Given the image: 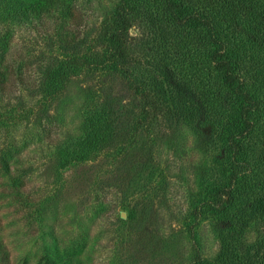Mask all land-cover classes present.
Wrapping results in <instances>:
<instances>
[{
    "label": "trees",
    "instance_id": "1",
    "mask_svg": "<svg viewBox=\"0 0 264 264\" xmlns=\"http://www.w3.org/2000/svg\"><path fill=\"white\" fill-rule=\"evenodd\" d=\"M74 1L30 5L27 0H0L5 31L0 34V96L16 93L21 83L28 85L22 74L24 58L11 50L10 25L57 20L55 38H48L57 47L51 50L55 62L40 69L37 104L50 110L75 77L83 76L87 84L84 134L66 142L50 137L58 168L117 149L128 156L183 124L195 134L208 165L198 173L194 167L198 190L189 196L181 225L167 233L168 224L160 219L162 236H151L145 247L154 256L163 255L159 264H264V51L246 41L253 28L230 36L226 19L219 16L208 24L185 0H118L85 42L69 24L76 20ZM138 26L146 31L141 39L132 35ZM68 35L72 41L66 40ZM157 128L164 131L160 138ZM11 146L0 147V172L12 182L11 192L0 190V195H13L14 190L13 196L20 198L25 186L19 171H25L18 168L21 157ZM97 203L96 214L102 217L111 218L116 211L105 200L95 201L92 208ZM204 223L213 228L219 244L214 258L202 253ZM2 224L0 216V230ZM255 228L260 237L249 244L248 231ZM61 231H52L53 241L43 249L46 264H74L62 251L81 252L82 242L65 245ZM183 238L192 243L186 262H178V250L166 258ZM78 257L77 264H83ZM0 264H14L2 238Z\"/></svg>",
    "mask_w": 264,
    "mask_h": 264
},
{
    "label": "rangeland",
    "instance_id": "2",
    "mask_svg": "<svg viewBox=\"0 0 264 264\" xmlns=\"http://www.w3.org/2000/svg\"><path fill=\"white\" fill-rule=\"evenodd\" d=\"M117 1L75 0L76 20L69 23L73 24L72 30L81 33L82 41L90 42ZM185 1L208 24L215 23L219 16L226 19L230 36L248 31L251 26L253 30L246 41L264 51V9L260 8L264 0ZM27 2L34 5L38 0ZM56 21L48 18L41 26L10 25L8 32L12 37L11 50H17L24 58L22 74L28 85L21 83L16 93L0 96V147L12 145V152L20 155L17 167L25 171H19L25 187L20 198L13 196L14 190L13 195H0V238L7 243L14 264H46L43 249L52 243V231L58 234L60 229L65 245L72 240L82 242L80 253L70 248L62 251L74 264L79 254L78 260L83 264H159L165 261L163 255L154 256L145 244L151 236H162L161 222H167V233L181 225L189 196L198 190L194 167L198 173L208 165L207 159L199 151L193 131L181 124L164 140L149 141L128 156L117 149L72 162L71 167L60 170L58 151L50 137L58 135V142H66L84 134L87 84L83 76L75 77L62 101L50 110L37 104L35 88L42 78L40 69L55 62L51 55L56 52L51 50L57 47H51L48 38H55ZM2 30L5 35L0 26V34ZM144 31L138 26L132 35L141 39ZM73 38L68 35L66 40ZM11 116L15 120H9ZM156 132L159 138L164 134L160 128ZM11 184L10 177L0 172V190L11 192ZM103 200L111 208L117 207L111 218L96 214L98 203L92 208L95 201ZM122 213L126 217H121ZM259 232L256 228L248 231L249 244L260 237ZM200 240L203 255L214 258L219 244L213 228L206 223ZM191 247V241L183 238L178 247H172L173 253H165L166 258L178 250V262H186Z\"/></svg>",
    "mask_w": 264,
    "mask_h": 264
},
{
    "label": "water",
    "instance_id": "3",
    "mask_svg": "<svg viewBox=\"0 0 264 264\" xmlns=\"http://www.w3.org/2000/svg\"><path fill=\"white\" fill-rule=\"evenodd\" d=\"M125 216H126V215L123 213V214H122V217H125Z\"/></svg>",
    "mask_w": 264,
    "mask_h": 264
}]
</instances>
